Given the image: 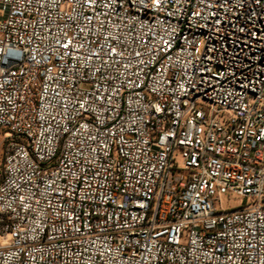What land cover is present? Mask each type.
Here are the masks:
<instances>
[{
  "label": "built area",
  "instance_id": "2783aa9c",
  "mask_svg": "<svg viewBox=\"0 0 264 264\" xmlns=\"http://www.w3.org/2000/svg\"><path fill=\"white\" fill-rule=\"evenodd\" d=\"M0 264H264V0H0Z\"/></svg>",
  "mask_w": 264,
  "mask_h": 264
},
{
  "label": "rangeland",
  "instance_id": "374dc122",
  "mask_svg": "<svg viewBox=\"0 0 264 264\" xmlns=\"http://www.w3.org/2000/svg\"><path fill=\"white\" fill-rule=\"evenodd\" d=\"M228 206H231V207H232V206H233V204H231V203H230V204H228Z\"/></svg>",
  "mask_w": 264,
  "mask_h": 264
}]
</instances>
